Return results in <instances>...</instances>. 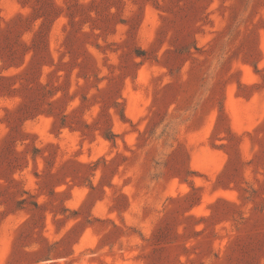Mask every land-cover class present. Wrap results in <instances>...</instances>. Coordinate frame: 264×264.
Wrapping results in <instances>:
<instances>
[{
	"label": "rangeland",
	"instance_id": "rangeland-1",
	"mask_svg": "<svg viewBox=\"0 0 264 264\" xmlns=\"http://www.w3.org/2000/svg\"><path fill=\"white\" fill-rule=\"evenodd\" d=\"M0 264H264V0H0Z\"/></svg>",
	"mask_w": 264,
	"mask_h": 264
}]
</instances>
